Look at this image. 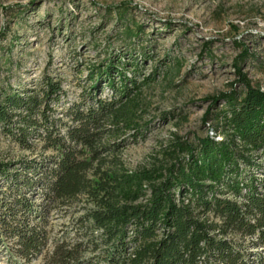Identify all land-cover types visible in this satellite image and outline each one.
<instances>
[{"label":"trees","instance_id":"obj_1","mask_svg":"<svg viewBox=\"0 0 264 264\" xmlns=\"http://www.w3.org/2000/svg\"><path fill=\"white\" fill-rule=\"evenodd\" d=\"M124 34L132 44L143 31L127 26ZM142 50L141 59L111 53L93 66L89 89L61 113L65 119L51 107L63 94L51 78L36 93H0L3 133L22 150L38 139L52 153L21 170L0 166L10 180L0 207L3 235L29 264L47 246L43 219L51 205L84 197L92 207L78 220L77 238L56 241L43 264H264V179L249 174L264 164V92L242 72L249 51L234 63L243 90L222 95L221 108L213 97L204 118L224 138L178 140L164 150L166 168L132 172L121 151L145 136L140 97L160 67L140 80L142 64L153 59ZM103 87L111 96L101 97ZM23 189L40 190L44 204L31 202ZM235 237L251 239L263 254L251 259Z\"/></svg>","mask_w":264,"mask_h":264},{"label":"rangeland","instance_id":"obj_2","mask_svg":"<svg viewBox=\"0 0 264 264\" xmlns=\"http://www.w3.org/2000/svg\"><path fill=\"white\" fill-rule=\"evenodd\" d=\"M127 26L143 31L132 44L124 40ZM144 47L153 59L144 61L139 79L160 67L155 83L140 97L139 122L145 136L121 151L132 172L166 168L170 160L164 150L178 140L224 138L215 123H205L204 118L213 108V97L221 108L222 95L243 90L234 63L245 49L250 56L241 62L242 72L264 92V0H0V93H36L45 77L60 82L63 94L51 103L56 118L65 119L61 113L80 102L90 87L93 66L111 53L125 54V61H130L129 54L141 59ZM169 67L175 68L167 78ZM109 96L111 90L103 87L101 97ZM32 144V150H22L0 126V166L21 170V164H39L52 154L38 139ZM260 164V171L249 174L264 179ZM9 183L0 174V207L9 195ZM22 193L44 204L40 190ZM91 207L84 197L60 207L51 205L43 219L47 246L29 264H43L56 241L77 238L78 220ZM234 242L246 247L251 259L263 254L251 239L235 237ZM14 248L0 226V264H28Z\"/></svg>","mask_w":264,"mask_h":264}]
</instances>
